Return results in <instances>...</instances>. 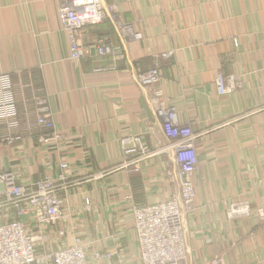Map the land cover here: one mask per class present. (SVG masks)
Segmentation results:
<instances>
[{
    "label": "crops",
    "instance_id": "crops-1",
    "mask_svg": "<svg viewBox=\"0 0 264 264\" xmlns=\"http://www.w3.org/2000/svg\"><path fill=\"white\" fill-rule=\"evenodd\" d=\"M104 1L114 9L79 31L84 54L74 59L58 18L67 0H0V74L12 76L20 136L6 141L0 125V172L24 183L63 176L67 240L78 232L89 252L134 263L133 202L167 199L177 178L156 115L175 107L199 133L193 262L264 264V0ZM155 67L160 79L146 88L139 75ZM219 73L235 77L232 91L219 93ZM38 97L59 138L38 124ZM135 137L150 153L125 166Z\"/></svg>",
    "mask_w": 264,
    "mask_h": 264
},
{
    "label": "built area",
    "instance_id": "built-area-1",
    "mask_svg": "<svg viewBox=\"0 0 264 264\" xmlns=\"http://www.w3.org/2000/svg\"><path fill=\"white\" fill-rule=\"evenodd\" d=\"M113 9L114 5L104 0H67L59 6V23L70 39L72 58L78 59L84 54L83 46L77 41L79 31L102 23ZM159 79L156 67L139 75L140 83L146 88H152ZM235 87V77L218 74L219 93L226 94ZM36 101L38 124L49 131L48 139L59 138L61 133L55 129L45 98L38 97ZM156 115L162 125L161 149L174 156L177 178L167 199L133 202L139 251L134 263H126L120 257L115 260L109 251L89 252L78 232L72 234L70 242L67 240L68 231L60 225L66 217L67 188L63 176H44L24 183L8 169L0 172V264H195L186 228L187 215L196 196L192 174L198 167L199 133L179 119L175 107L159 106ZM0 125L7 129L6 141L20 138L16 134L19 118L10 73L0 74ZM133 143L132 147H124L125 166L130 163L132 153H150L148 144L141 138L135 137ZM245 207L249 210L248 205ZM257 212L264 222V207ZM204 264H224V259L217 255Z\"/></svg>",
    "mask_w": 264,
    "mask_h": 264
}]
</instances>
